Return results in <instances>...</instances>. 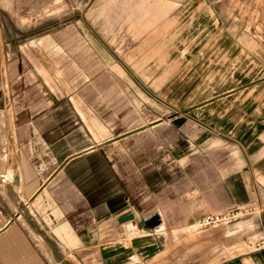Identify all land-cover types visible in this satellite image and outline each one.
Returning <instances> with one entry per match:
<instances>
[{
  "label": "rangeland",
  "instance_id": "1",
  "mask_svg": "<svg viewBox=\"0 0 264 264\" xmlns=\"http://www.w3.org/2000/svg\"><path fill=\"white\" fill-rule=\"evenodd\" d=\"M215 35L232 40L240 83L264 93V0H0V134L15 131L12 143L29 142L49 170L88 162L101 193L98 206L80 202L81 230L99 208L105 238H154L144 264L264 248V172L249 195L231 189L237 149L157 90L175 73L200 85ZM207 215L221 219L200 225ZM63 258L99 264L90 250Z\"/></svg>",
  "mask_w": 264,
  "mask_h": 264
},
{
  "label": "crops",
  "instance_id": "2",
  "mask_svg": "<svg viewBox=\"0 0 264 264\" xmlns=\"http://www.w3.org/2000/svg\"><path fill=\"white\" fill-rule=\"evenodd\" d=\"M230 41L221 35L206 38L210 45L200 53L203 64L207 63L203 68L207 76L200 85L185 78L181 82V73H175L157 90L173 107L200 111L206 122L215 124L221 143L231 141L240 162L227 185L249 195L256 185L253 171L256 176L264 172V93L257 95L255 85L240 83ZM15 138L13 130L0 134L4 140L0 145V264H64V251L79 254L83 250L93 251L99 264H144L146 252L156 250L154 238L149 242L105 238L96 224L99 208L90 214L94 223L81 230L79 216H74L80 202L94 197V207L98 206L96 197L101 193L88 162L64 160L49 170L33 161L29 142L15 145ZM219 264H264V248Z\"/></svg>",
  "mask_w": 264,
  "mask_h": 264
},
{
  "label": "built area",
  "instance_id": "3",
  "mask_svg": "<svg viewBox=\"0 0 264 264\" xmlns=\"http://www.w3.org/2000/svg\"><path fill=\"white\" fill-rule=\"evenodd\" d=\"M221 217L219 215H207L204 218H202L199 223L200 225H208L211 223H214L216 221H219Z\"/></svg>",
  "mask_w": 264,
  "mask_h": 264
},
{
  "label": "bare ground",
  "instance_id": "4",
  "mask_svg": "<svg viewBox=\"0 0 264 264\" xmlns=\"http://www.w3.org/2000/svg\"><path fill=\"white\" fill-rule=\"evenodd\" d=\"M133 224H134V222H133ZM136 226V225H135ZM135 226L133 227V228H135Z\"/></svg>",
  "mask_w": 264,
  "mask_h": 264
},
{
  "label": "water",
  "instance_id": "5",
  "mask_svg": "<svg viewBox=\"0 0 264 264\" xmlns=\"http://www.w3.org/2000/svg\"><path fill=\"white\" fill-rule=\"evenodd\" d=\"M130 217V216H129ZM132 217V216H131Z\"/></svg>",
  "mask_w": 264,
  "mask_h": 264
}]
</instances>
